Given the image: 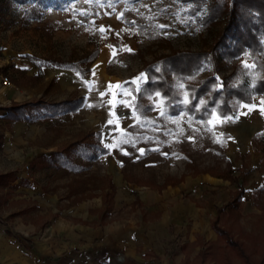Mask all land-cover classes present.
<instances>
[{"label": "rangeland", "instance_id": "obj_1", "mask_svg": "<svg viewBox=\"0 0 264 264\" xmlns=\"http://www.w3.org/2000/svg\"><path fill=\"white\" fill-rule=\"evenodd\" d=\"M191 5L181 0H46L45 6H38L33 0H0V104L39 97L57 100L69 93V87L59 85V79L67 76L65 69L44 65V58L75 61L97 48L94 62L100 60L96 69L92 66L91 74L95 75L84 81L91 93L86 104L72 116L31 126L18 124L11 133L19 135L21 141H7L0 148V161L3 167L5 160L11 166L21 165L28 176L35 173L38 183L62 184L63 189L50 187L57 189L59 210L67 211L80 201L82 212L88 209L90 216L97 215L96 219H80L98 234L91 238L92 245L123 246L130 256L132 250L134 256L140 249L164 251L162 261L143 264L171 260L170 264H183L179 247L184 237L195 236L186 247L193 252L195 245L203 243L202 233H215L211 222L217 208L235 190L229 180L212 174H246L241 216L223 224L247 246L252 263L264 264L260 253L264 246V145L253 143L251 136L264 131L260 96L244 104L231 120L216 123L213 119L205 124L183 111L162 115L155 95L151 98L155 109L140 120L132 108L133 95L125 87L141 73L146 77L144 65L157 56L210 47L222 25L201 29L196 16H203L205 5L196 13L190 10ZM125 46L131 51L121 50ZM217 59L218 77L228 74L239 61L252 67L243 54L231 60ZM23 68L27 70L24 73L20 72ZM211 72L206 63L200 76ZM142 81L135 83L136 87ZM117 82L122 88H109V83ZM181 94L186 99L185 92ZM253 114L255 121L250 117ZM89 128L102 131L101 141L110 149L106 156L76 173L55 168L31 170L26 160L35 157L37 148L66 145L74 134ZM224 132L229 134L226 141L221 136ZM30 133L33 138L26 141L25 135ZM39 160V164L47 163ZM135 197L140 201L132 203ZM204 244L195 264L201 260H205L203 264H244L234 250L223 247L217 234L216 240ZM89 254L85 258L91 264H106L103 253L92 258ZM117 261L121 264L120 255Z\"/></svg>", "mask_w": 264, "mask_h": 264}, {"label": "trees", "instance_id": "obj_2", "mask_svg": "<svg viewBox=\"0 0 264 264\" xmlns=\"http://www.w3.org/2000/svg\"><path fill=\"white\" fill-rule=\"evenodd\" d=\"M33 1L38 6L46 5V0ZM181 1L192 4L190 7L192 13H196L205 5L206 10L203 16H196L201 29H209L216 23V25L221 24L222 27L216 31L213 42L207 49L173 50L168 54L155 57L144 65L146 80L139 90L135 89L133 83H126L134 95L132 103L136 116L141 120L146 112L155 108L156 105L151 100L155 95L159 99L162 115H175L183 111L193 119L202 120L205 124L214 113L221 118H233L238 114L242 103H251L256 96H260V100L264 101V42L262 40L264 39V0ZM240 54L252 61V67L239 61L232 65L228 74L222 77L216 75L219 70L218 57L231 60ZM97 56L98 49L94 48L75 61L44 58V65L68 67L78 72L80 76L86 77L90 72V65ZM206 63H209L212 72L200 76ZM20 72L24 73L26 70L23 68ZM30 78L33 79L35 76ZM182 91L185 92L186 99L183 98ZM83 103V96L58 101L37 98L0 105V110L5 111L6 119L30 123L74 112ZM150 122L151 120L148 123ZM221 136L224 141L229 137L226 132ZM252 141L264 145V131L256 132ZM107 153L109 149L101 143V131L89 130L59 150L42 156L40 161H47L44 165L81 171L89 167L90 163L99 156ZM223 173L212 175L229 180L234 184L235 190L233 196L217 208L211 228L222 240L223 247L234 250L244 260V264H254L250 261L251 256L247 246L223 224L228 220L235 222L241 216L246 174L238 177L232 176L230 172ZM8 177L0 175V184H5ZM263 247L260 251L261 256H264ZM221 264L232 263L221 262Z\"/></svg>", "mask_w": 264, "mask_h": 264}, {"label": "crops", "instance_id": "obj_3", "mask_svg": "<svg viewBox=\"0 0 264 264\" xmlns=\"http://www.w3.org/2000/svg\"><path fill=\"white\" fill-rule=\"evenodd\" d=\"M94 64L95 62L90 65V72L86 77L80 76L78 72L74 71L71 68L53 66L56 68L65 69L67 76L66 78H58L61 81L59 82V85L62 87H69V93L66 96L54 101L74 96L84 97L83 105L80 108L76 109L74 112L60 114L45 121H34L29 123L25 121H12L6 119L4 117L5 111L0 110V112L3 113L1 117L5 121L3 126L0 125V148L4 147L7 141H13L14 143H16L17 141H21V137L19 135L11 133V131H13L18 124L20 125L21 123H25L31 126L32 124H35L37 122L44 123L53 119L64 117L66 115L72 116L76 114L86 104L87 99L91 96L90 88L87 87L84 81L92 78L91 75L93 74V72L91 74V71L93 70L92 66ZM27 74L33 75V73L30 74L29 72ZM145 80H143L142 83ZM133 84L135 86V89L139 90L141 84L139 85V87H136L135 83ZM125 87L128 91H130L126 84ZM71 90L73 93L71 92ZM41 94L43 93L41 92ZM13 101L18 102L16 100H10L7 105H10V103ZM244 104L248 105L251 103H242L241 108ZM106 107L107 105L105 104L104 108ZM241 108L239 110L240 113L243 110ZM213 119H216V123H220V120H231L227 118H221L215 113L208 121ZM89 130L97 131L99 129L89 128L87 131ZM255 133L256 132H254V134ZM76 134L72 136V141L78 138V132ZM32 138L33 135L31 133L29 135H25L26 141ZM65 143L66 142H63L62 145L58 148L52 145H46L41 148H37L34 151L35 157L32 156L27 158L26 160V162L28 161L31 170L34 171L43 170L45 168H55L56 170H64L68 173L80 172L70 171L63 167H49L42 164V162L40 164L39 162L37 163V160L42 156H47L50 153L59 150L65 145ZM102 145L104 144L102 143ZM5 151H8V153H10L8 149H6ZM107 154L99 156L96 160H94V162L98 161ZM23 158L24 156L22 157V159ZM6 161L7 160L3 162L4 167L2 165V161H0V175L9 176L5 184H0V264H91V260L85 258V255H88V253H91L89 254V258H92L93 255L103 253V259L106 261V264H119L117 261L119 255L122 258L121 264H143L144 261L152 260H156L157 262L162 261L161 256L164 254V251L160 253L152 248L140 249L138 251L139 255L136 256H134L135 251L132 250L133 256H130L128 249H125V247L123 246L109 247L108 245H106L103 248L92 245L90 242L91 238L98 236V234L96 233V231L92 230L93 228L90 229L91 227L81 224L80 219L81 217L96 219L98 218L97 215L90 216V214H88V209L85 210V212H82V204L80 201L68 207L67 211H63L64 209L59 210V198L58 192L56 191L57 189H50V187L63 189L62 184L57 187L58 184L38 183L35 179V173L34 176H32V174L31 176H28V172L25 171L21 165H19L18 167L11 166L9 160L7 162ZM134 201L139 202L140 198L135 197L132 203ZM95 205L99 206L100 202L95 201ZM121 236L122 239H124V234H121ZM202 238L203 239L201 241L203 243L201 245H195L193 247L196 248L195 251L188 252L186 251L187 243L192 242L196 238L195 236H192V238L184 237V240L181 242L182 245L179 247V252L181 255L179 260H183V264H195L194 262L198 254L202 251V249L206 247L204 243L207 241L216 240V233H202ZM82 253L85 254L82 255ZM201 261L202 262H200L199 264H203L205 262V260ZM170 262L167 264H170ZM209 263L213 264V262Z\"/></svg>", "mask_w": 264, "mask_h": 264}, {"label": "snow or ice", "instance_id": "obj_4", "mask_svg": "<svg viewBox=\"0 0 264 264\" xmlns=\"http://www.w3.org/2000/svg\"><path fill=\"white\" fill-rule=\"evenodd\" d=\"M121 16H122V14H121ZM118 18H119V17H118ZM161 27H165V26H164V25H161ZM99 30H100L101 32H104V31H105V29H104L103 27H101ZM110 47H111V46H110ZM121 50L131 51V49H127L126 46H125L124 48H122ZM113 55H115V49H113ZM93 75H95L94 72H93ZM144 79H146V77H145V75H144L143 73H141L140 76L134 78V80L132 81V83H138V82H140V81H142V80H144ZM86 83H88V82L86 81ZM109 88H110V89H111V88H117V89H120V88H122V84H121L120 82H117V84H115V85H112L111 83H109ZM125 94H130V93L125 92ZM103 95H104V93L101 92V96H103ZM113 95H115V93H114ZM157 95H159V94H157ZM185 102L187 103V101H185ZM109 103H113V101H109ZM250 110H251V108H250ZM260 110H261L262 113H264V101H261V108H260ZM227 119H231V118L229 117V118H227ZM109 123H113V121H109ZM189 139H192V137H189ZM112 147H114V145H113ZM140 151H141V153L143 154V151H144V150L141 149Z\"/></svg>", "mask_w": 264, "mask_h": 264}, {"label": "bare ground", "instance_id": "obj_5", "mask_svg": "<svg viewBox=\"0 0 264 264\" xmlns=\"http://www.w3.org/2000/svg\"><path fill=\"white\" fill-rule=\"evenodd\" d=\"M99 63H100V60H98V61L95 62V67H94V69H96V67L99 65ZM94 71H95V70H94ZM253 116H254V114L251 115L250 117L253 118ZM254 118H255V117H254ZM254 118H253V119H254ZM254 121H255V119H254Z\"/></svg>", "mask_w": 264, "mask_h": 264}]
</instances>
